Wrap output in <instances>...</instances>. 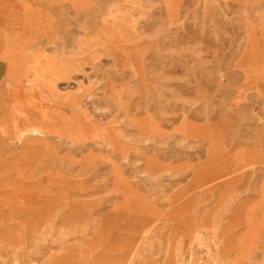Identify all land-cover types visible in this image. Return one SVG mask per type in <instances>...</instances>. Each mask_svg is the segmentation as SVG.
I'll return each mask as SVG.
<instances>
[{
	"label": "rangeland",
	"instance_id": "1",
	"mask_svg": "<svg viewBox=\"0 0 264 264\" xmlns=\"http://www.w3.org/2000/svg\"><path fill=\"white\" fill-rule=\"evenodd\" d=\"M31 3L0 37V264H264V0Z\"/></svg>",
	"mask_w": 264,
	"mask_h": 264
},
{
	"label": "bare ground",
	"instance_id": "2",
	"mask_svg": "<svg viewBox=\"0 0 264 264\" xmlns=\"http://www.w3.org/2000/svg\"><path fill=\"white\" fill-rule=\"evenodd\" d=\"M31 14H29V17H28V20H27V24H28V31H30V35L27 36V39H28V42H35L39 36V33H37L38 31L40 33H43L42 35H44L45 37H47V39H49L48 37V32H46V30H42L40 31V25L41 24H38V16L37 15H33V17L31 18L30 16ZM36 17V18H35ZM87 47H90L89 44L87 45ZM101 50H99L100 52ZM98 53V52H97ZM21 70L20 72V75H19V83H23L24 81V78L27 79L28 76H36V68L34 66V64H31L29 65L27 68L26 67H22V66H18V70ZM0 72L3 73L4 76H6L7 78L11 79L12 78V75L11 73L9 72V67L8 65H0ZM58 80H61L60 77H57V76H54V74H47L46 76H44V82L45 84L53 91V92H56L58 93L57 91L59 90L58 89ZM10 81V80H9ZM3 83V82H2ZM32 84V83H30ZM7 83L5 84L4 82V85L0 83V95L3 91H5L6 87H7ZM22 85V84H20ZM36 85V83H35ZM38 86V85H37ZM64 103L67 104L68 106H72L74 104V100L71 98V97H66V99H64ZM0 112H2L0 110ZM1 114V113H0ZM69 115V114H68ZM47 119H40L39 122H37L38 120H33L31 122V124L29 126H27L26 128H19V133H18V136L20 137L21 139V144L23 143L24 140L26 139H32V140H42L43 138L47 137L48 134L51 133V130L48 128V127H45L44 125L47 123L46 121ZM0 123L2 125H4V127L6 129L9 130V128L11 130H9L8 132H4V135H6L10 140H12L16 135H17V131L14 130L15 128H17L16 126V123L15 121L14 122H11L9 120L6 121L5 119V116L2 117V115L0 116ZM95 138H100V136H94ZM105 142V145L107 147H110L112 149H115V146L114 144L108 140V139H104L105 136H101ZM35 152L31 150L30 151H27V156L29 159H31V161H34L33 159H35L33 157L32 154H34ZM32 155V156H31ZM32 166V169H33V164H31ZM9 169V168H8ZM86 257V256H85ZM130 262V261H129Z\"/></svg>",
	"mask_w": 264,
	"mask_h": 264
},
{
	"label": "crops",
	"instance_id": "3",
	"mask_svg": "<svg viewBox=\"0 0 264 264\" xmlns=\"http://www.w3.org/2000/svg\"><path fill=\"white\" fill-rule=\"evenodd\" d=\"M26 1L28 2L29 6H32L31 0H0V37L6 35L13 29H15L18 33H20L21 30H24L25 18L27 16L25 9ZM14 43L15 42H6L5 45L6 47H10L11 49L15 50L16 53L21 56L23 61H25V57L22 54L20 46H15ZM12 58L13 57L8 55L0 47V65L6 64V62ZM20 72L21 70L19 69L16 73L18 77Z\"/></svg>",
	"mask_w": 264,
	"mask_h": 264
}]
</instances>
